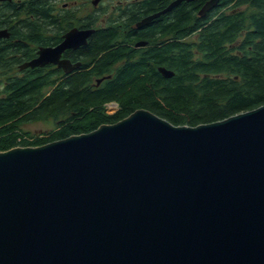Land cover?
<instances>
[{
    "label": "water",
    "instance_id": "obj_1",
    "mask_svg": "<svg viewBox=\"0 0 264 264\" xmlns=\"http://www.w3.org/2000/svg\"><path fill=\"white\" fill-rule=\"evenodd\" d=\"M0 264H264V105L197 126L138 109L0 151Z\"/></svg>",
    "mask_w": 264,
    "mask_h": 264
},
{
    "label": "trees",
    "instance_id": "obj_2",
    "mask_svg": "<svg viewBox=\"0 0 264 264\" xmlns=\"http://www.w3.org/2000/svg\"><path fill=\"white\" fill-rule=\"evenodd\" d=\"M37 27L36 22L31 24L32 36ZM160 32L158 47L151 46V61L126 63L107 85L90 89L83 87L85 77L70 78L45 95L41 81L33 79L21 87L29 93L18 91L2 100L0 151L91 132L138 109L175 125L197 126L264 105V0H221L205 18L184 6L160 24ZM194 34L195 40H186ZM113 35L110 30L99 32L86 48L95 59L97 76L121 54L110 47ZM161 67L174 75L164 76ZM108 101L118 102L117 112L106 113ZM47 115L63 119L48 137L31 138L21 130L19 122Z\"/></svg>",
    "mask_w": 264,
    "mask_h": 264
},
{
    "label": "flooded vegetation",
    "instance_id": "obj_3",
    "mask_svg": "<svg viewBox=\"0 0 264 264\" xmlns=\"http://www.w3.org/2000/svg\"><path fill=\"white\" fill-rule=\"evenodd\" d=\"M206 1L0 0V102L22 91L21 87L33 79L41 81V94L45 95L70 78L85 77L83 87L90 89L107 85L106 81L114 78L126 63L151 61V46L158 47L161 23L169 22L184 6L192 7L195 15L205 18L221 0L201 16L199 12ZM156 15L159 16L141 25L144 18ZM33 22L38 24L34 36L30 32ZM109 30L114 33L110 47L121 54L110 62L107 72L97 76L95 59L86 48L97 33ZM44 49L55 52L41 65H28ZM156 71L159 72L158 65ZM23 91L29 93L27 89ZM113 103L118 106L113 113L118 111V102L108 101L104 104L106 113L107 106ZM62 121L61 117L58 124ZM28 122L32 121L19 124Z\"/></svg>",
    "mask_w": 264,
    "mask_h": 264
},
{
    "label": "rangeland",
    "instance_id": "obj_4",
    "mask_svg": "<svg viewBox=\"0 0 264 264\" xmlns=\"http://www.w3.org/2000/svg\"><path fill=\"white\" fill-rule=\"evenodd\" d=\"M196 39V35H192L187 37L186 40L192 41ZM117 104H110L107 106L106 110L108 114H112L117 109ZM61 117H57V115H47L46 118L40 119L37 121L28 122L21 125V130L27 136L31 138H46L56 129L58 121Z\"/></svg>",
    "mask_w": 264,
    "mask_h": 264
},
{
    "label": "built area",
    "instance_id": "obj_5",
    "mask_svg": "<svg viewBox=\"0 0 264 264\" xmlns=\"http://www.w3.org/2000/svg\"><path fill=\"white\" fill-rule=\"evenodd\" d=\"M114 104V103H113Z\"/></svg>",
    "mask_w": 264,
    "mask_h": 264
}]
</instances>
